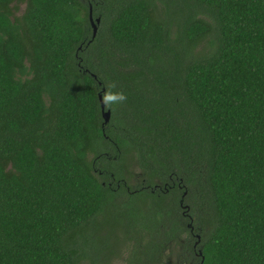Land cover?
I'll return each instance as SVG.
<instances>
[{
  "label": "trees",
  "instance_id": "obj_1",
  "mask_svg": "<svg viewBox=\"0 0 264 264\" xmlns=\"http://www.w3.org/2000/svg\"><path fill=\"white\" fill-rule=\"evenodd\" d=\"M126 212L173 264H264V0H0V264H108Z\"/></svg>",
  "mask_w": 264,
  "mask_h": 264
},
{
  "label": "rangeland",
  "instance_id": "obj_2",
  "mask_svg": "<svg viewBox=\"0 0 264 264\" xmlns=\"http://www.w3.org/2000/svg\"><path fill=\"white\" fill-rule=\"evenodd\" d=\"M156 3L160 4L159 2ZM21 10H23V7H20ZM97 26L99 27L100 23ZM128 184L134 186L135 183L129 182ZM137 206L140 213L144 215L149 213L148 207L143 202L139 201ZM125 214L127 212L121 214L122 217L115 222H113V219L119 215L111 216L109 224L102 225L100 229L96 230L97 247L102 245V242L104 246L107 245L104 255L106 253L108 255L106 259L108 264H173L178 261L179 247L175 243L160 244L156 241L158 238L157 233H161V230L155 231L152 228L150 232L141 231L139 228L140 223L133 222L131 224ZM159 220L160 225L162 227L165 226L164 229L168 232V228L171 227L172 217L168 219V216H163ZM134 226H138L137 229H140V231L133 232L135 230ZM156 244H158V248L155 252L153 245ZM82 264L90 263L85 261Z\"/></svg>",
  "mask_w": 264,
  "mask_h": 264
},
{
  "label": "water",
  "instance_id": "obj_3",
  "mask_svg": "<svg viewBox=\"0 0 264 264\" xmlns=\"http://www.w3.org/2000/svg\"><path fill=\"white\" fill-rule=\"evenodd\" d=\"M88 20L92 29V40L95 38L96 33H97V25L100 23V18H96L94 20L93 16H92V9L91 7L89 8V13H88ZM102 95L98 96V101H99V106H100V113H101V118L103 120V124H108L109 120H110V111L106 110V106H104L101 103V98Z\"/></svg>",
  "mask_w": 264,
  "mask_h": 264
},
{
  "label": "clouds",
  "instance_id": "obj_4",
  "mask_svg": "<svg viewBox=\"0 0 264 264\" xmlns=\"http://www.w3.org/2000/svg\"><path fill=\"white\" fill-rule=\"evenodd\" d=\"M113 88H115V84H109L108 90L105 91L103 96L100 98L101 103L106 107H110L113 104L123 103L127 99L123 93L113 92Z\"/></svg>",
  "mask_w": 264,
  "mask_h": 264
},
{
  "label": "flooded vegetation",
  "instance_id": "obj_5",
  "mask_svg": "<svg viewBox=\"0 0 264 264\" xmlns=\"http://www.w3.org/2000/svg\"><path fill=\"white\" fill-rule=\"evenodd\" d=\"M93 18H94V17H93ZM174 186H175V185L173 184V185H172V188H173ZM177 188H179V186H177ZM178 204H179V208H180V210H181V215L184 217V219L188 220V222L186 223V226H187V228H189V232H190V234H192V229H191V224H190L191 219H190L189 216H188V209H186V206L184 205V202H183L182 197L179 199ZM183 208H185V209H183ZM184 210H185V211H184ZM194 236H195V235L192 234V237H194Z\"/></svg>",
  "mask_w": 264,
  "mask_h": 264
}]
</instances>
